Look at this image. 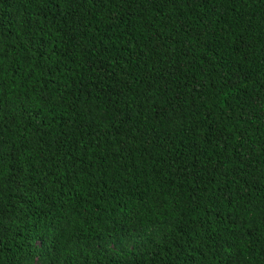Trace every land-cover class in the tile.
<instances>
[{
  "label": "trees",
  "instance_id": "obj_1",
  "mask_svg": "<svg viewBox=\"0 0 264 264\" xmlns=\"http://www.w3.org/2000/svg\"><path fill=\"white\" fill-rule=\"evenodd\" d=\"M0 264H264V0H0Z\"/></svg>",
  "mask_w": 264,
  "mask_h": 264
},
{
  "label": "clouds",
  "instance_id": "obj_2",
  "mask_svg": "<svg viewBox=\"0 0 264 264\" xmlns=\"http://www.w3.org/2000/svg\"><path fill=\"white\" fill-rule=\"evenodd\" d=\"M146 214L156 215L157 218H159V215L157 213V205L155 204V202L152 203V211H151V213H147V210H146Z\"/></svg>",
  "mask_w": 264,
  "mask_h": 264
}]
</instances>
